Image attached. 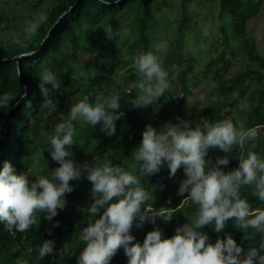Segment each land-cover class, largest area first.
<instances>
[{"label":"trees","instance_id":"16d2710c","mask_svg":"<svg viewBox=\"0 0 264 264\" xmlns=\"http://www.w3.org/2000/svg\"><path fill=\"white\" fill-rule=\"evenodd\" d=\"M192 1L180 0L177 37L165 52L166 59L162 62L169 71L170 79L178 78L182 96L178 102L170 91H166L153 103L156 108L148 115L146 107H136L131 102L138 94L135 85L139 76L134 69V60L140 54L154 51L149 31L156 18L155 9L161 11L164 5L169 4L167 0H119V3L110 5H103L99 0H52L45 12L47 20L35 36L25 39L22 30L17 31V36L0 41V94L8 92L16 95L8 106L0 108V168L5 161L10 162L17 174L25 173L30 182H34L38 176H50V172L59 165L51 159L47 150L44 151V159L37 153L48 147L47 137L53 133L57 123L67 118L71 106L85 96L89 102H93L100 93L118 94L121 97L119 111L124 115L116 122V134L111 137L99 130V124L91 128L90 125L74 122L77 135L71 151L72 159L77 164H97L109 160L126 171L132 170L136 163L134 153L142 140L145 126L151 124L159 130L168 123H177L178 118L189 121L193 128L206 121L216 123L227 119L236 126L242 125L244 129L257 130L256 141L248 142L243 148L234 146L228 154L218 148L208 151L206 159L213 164L217 157L229 156V164L221 166L225 172L237 168L240 157L250 151L264 156V55L260 53L256 39L248 33V23L258 16L263 0H220L218 17L222 21L229 16L232 34L221 24V34L215 41L216 54L203 69L206 77L213 73V81L217 84L215 96L199 112L183 118L181 106L189 92L186 64L191 61V58L184 56L183 45L186 31L194 23ZM44 2L37 0L33 5L34 14L23 18L10 20L2 13L0 27L10 29V24H26L39 13ZM105 24L108 26V39L101 44L99 55L106 63L114 59L120 66L113 72L97 74L93 79L90 77L93 66L87 55L89 47L83 42L81 31L86 27L97 28ZM126 26L132 35L128 45L129 54L125 58H114ZM239 57L247 65L229 76L233 59ZM42 68L55 72L61 81V88L51 94L48 102H45L38 87V75ZM253 82L258 87L249 91ZM24 91H27V97L20 100L19 94ZM243 103H249L250 109L244 121L240 122L237 115ZM173 106L178 107L176 116ZM209 167L210 164L206 165V170ZM185 178L182 167L169 178L166 165L159 173L140 178L141 185L152 195L148 203L153 210L162 216L171 213L172 219L165 222L158 218L155 225L145 222L139 229L134 222L131 229V234L136 238L134 242L142 244L146 234L156 227L162 230V238H171L177 227L195 216L196 206L187 200V193L178 195L180 183ZM70 184L74 190L66 194V207L58 210V215L52 221L44 219V214L37 213L36 224L27 232H7L0 224V264H76L84 246L79 239L82 229L98 217L87 216L80 211L92 202L91 183L82 177L70 181ZM160 185H163L162 190ZM253 189L254 186H244L240 194L248 200L252 209L264 207ZM100 214L102 210L97 215ZM56 221H59V226L53 229L52 224ZM50 229L51 235L48 234ZM202 230L213 243L217 238L230 235L244 251L259 247L264 241V235L253 229L245 234L235 227L231 219L222 233L215 232L212 226H205ZM45 239L55 241L54 253L40 259L37 249ZM110 264H127L122 248Z\"/></svg>","mask_w":264,"mask_h":264},{"label":"clouds","instance_id":"9594fccd","mask_svg":"<svg viewBox=\"0 0 264 264\" xmlns=\"http://www.w3.org/2000/svg\"><path fill=\"white\" fill-rule=\"evenodd\" d=\"M103 5L119 3V0H99ZM47 20L46 13H38L26 23L25 39L35 36ZM155 51L138 55L134 69L139 80L135 87L137 96L131 101L136 107H147L157 102L170 88L169 71L163 67L161 56L163 42L154 46ZM20 75V73H18ZM83 75V73H81ZM39 90L45 102L61 88L57 74L42 68ZM50 86V87H49ZM16 95L0 94V108L6 107ZM27 91L19 94L24 100ZM19 103V100L17 101ZM121 97L112 93L96 95L93 102L85 96L69 110L67 118L55 125L47 137L48 147L37 155L44 159V151L59 166L50 176H38L30 182L25 173L17 174L10 162L0 168V224L7 232H27L37 221V213L52 221L58 210L66 207V194L74 190L70 181L86 178L91 183L92 202L80 211L87 216H97L82 229L79 239L82 251L76 264H110L119 249H123L127 264H264V241L259 247L244 251L230 235L211 242L202 229L212 226L217 233L225 230L231 219L236 228L246 234L249 229L264 235V207L252 209L240 194L244 186H254V195L264 204V156L248 152L239 159V166L225 172L221 166L229 164V156L217 157L215 164L206 159L208 151L218 148L228 154L234 146L243 148L257 139L255 128L244 129L230 120L216 123L204 122L193 128L189 121L178 118L157 130L151 124L145 126L142 140L135 153L132 170L126 171L109 160L103 163L77 164L72 159L71 146L77 128L74 122L100 125V131L111 137L116 134V122L124 113ZM211 165L206 170V165ZM167 166L169 178L183 168L185 179L181 181L178 195L187 193V200L196 206V214L189 222L177 227L171 238H162L159 227L148 232L143 243L136 241L131 229L145 222L156 224L158 218L165 222L172 214L162 216L148 203L152 195L141 185V177L154 175ZM161 190L163 185H160ZM102 210V214L97 215ZM41 217V215H40ZM59 226V221L52 228ZM49 235L52 234L51 229ZM55 241L45 239L37 249L40 259L54 253Z\"/></svg>","mask_w":264,"mask_h":264},{"label":"rangeland","instance_id":"374dc122","mask_svg":"<svg viewBox=\"0 0 264 264\" xmlns=\"http://www.w3.org/2000/svg\"><path fill=\"white\" fill-rule=\"evenodd\" d=\"M37 0H0V15L3 13L8 19L16 17H24L33 15L34 3ZM168 5H164L161 11L155 9V21L149 31V36L155 51V45L163 42L165 49L163 52L157 53L161 56L162 62L166 59L165 52L170 48L172 41L177 37V27L181 17L180 0H167ZM220 0H193L191 9L194 23L190 25L186 31L185 44L183 45L184 56L191 58L187 62V84L189 92L186 99L182 102V117L185 118L192 113L199 112L204 106L215 96L216 82L213 81V73L210 72L208 77L204 74L205 64L216 54L215 41L219 39L221 34L220 26L224 24L229 34H232L230 18L225 17L220 21L219 15ZM52 4V0H45L39 8V13H45L47 8ZM25 23L10 24V29L0 27V41L8 40L13 36H17L19 31L25 27ZM18 31V32H17ZM248 33L256 39L257 47L262 55H264V0L263 6L258 16L248 23ZM23 35V33H21ZM83 42L88 45L89 61L93 66L90 77L96 78L97 74L104 72H113L119 68L116 60L110 59L106 63L99 55V49L103 42L108 38V26L105 24L97 28H84L81 31ZM232 38V37H231ZM132 39L130 28L126 26L123 29L122 39L118 47L115 49L114 58L127 57L129 54L128 45ZM233 39V38H232ZM96 65L99 67L96 68ZM112 65V69H110ZM247 62L239 57L233 59V66L230 69L229 76L234 75L240 69L245 67ZM257 67V66H256ZM258 84L253 82L249 87V91H253ZM171 94L179 102L182 96L181 88L178 84V78L170 79ZM173 112L178 114V107L173 106ZM156 108L155 104L148 105L146 109L147 115ZM250 109V105L242 104L241 111L237 115V119L243 122L245 115Z\"/></svg>","mask_w":264,"mask_h":264}]
</instances>
